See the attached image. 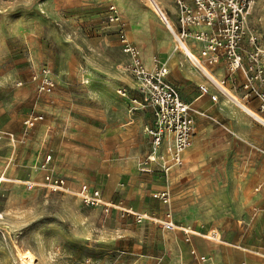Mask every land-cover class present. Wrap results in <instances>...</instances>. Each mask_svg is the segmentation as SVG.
Returning a JSON list of instances; mask_svg holds the SVG:
<instances>
[{
  "label": "rangeland",
  "instance_id": "1",
  "mask_svg": "<svg viewBox=\"0 0 264 264\" xmlns=\"http://www.w3.org/2000/svg\"><path fill=\"white\" fill-rule=\"evenodd\" d=\"M137 1L155 14L149 0ZM160 3L174 13L173 0ZM107 7L90 0H0V226L6 228L0 230V264H26L24 253L35 256L34 264H172L177 252L179 264H189L181 243L162 228L106 215L75 194L79 182H87L136 208L158 209L153 185L138 169L150 148L144 128L151 117L140 116L137 132L130 123L138 117L116 92L117 86L134 92L136 85L120 68L125 59ZM253 9L249 27L264 45V0ZM45 68L55 90L39 96L30 77ZM33 113L44 120L24 138ZM211 126L206 124L210 133ZM240 141L243 146L220 149L216 141L204 147L173 183L178 217L219 230L227 243L238 236L244 211L264 196L258 180L264 179V154L250 155ZM49 156V172L72 182L70 191L53 193L44 185L42 165ZM119 181L126 183L122 194L114 193ZM231 181L239 188L229 187ZM242 240L252 261L264 260L255 253L263 236L249 231ZM211 257L215 264H241L245 254L223 244L213 247Z\"/></svg>",
  "mask_w": 264,
  "mask_h": 264
},
{
  "label": "built area",
  "instance_id": "2",
  "mask_svg": "<svg viewBox=\"0 0 264 264\" xmlns=\"http://www.w3.org/2000/svg\"><path fill=\"white\" fill-rule=\"evenodd\" d=\"M257 1L174 0L177 11L175 21L171 20L165 11L159 10L161 13L158 12L157 15L172 33L177 50L184 52L189 62L221 93L224 94V87L210 76L208 66L218 65L220 60H224L230 75L241 70L246 80L244 89L248 91L245 98L252 95L259 98L260 112H264V91L258 87L264 85V45L261 44V38L249 27V20ZM109 12L108 22L117 25L122 52L127 57V62L120 65V68L133 77L138 91L137 97H130L125 89L119 90L118 94L128 99L132 113L147 108L153 112L154 120L144 128V132L151 139L150 151L139 163L138 169L146 174H152L157 170L163 177L168 178L172 169L183 165L184 152L192 145L195 137L193 109L188 102L180 98L178 89L167 80L169 68L155 62V68L148 70L143 63L141 49L128 39L117 8L111 6ZM195 48L199 50V56L194 53ZM30 83L36 85L39 96L51 95L55 90L54 77L47 68L34 73L30 77ZM22 85L23 83H20L19 86ZM200 91L209 94L210 87L201 85ZM211 99L218 101L215 95L211 96ZM202 115L205 116L204 113ZM253 116L264 123L260 116ZM43 120V114L33 113L24 123L26 131L24 138L30 129ZM8 136L15 143V137L12 134ZM3 137V134H0V140ZM50 161L49 156L42 165V169L47 171L44 185L53 193L70 191L65 178L49 172ZM25 184L29 190L35 188L34 182L28 181ZM123 186L121 184L120 188ZM75 194L85 206L101 208L106 215L117 211L121 217H131L139 224L152 221L168 232L178 230L183 233L185 241H190V237L196 235L204 240L221 242L215 231L204 232L174 222L169 189L152 193L153 199L168 208L162 218L148 212H138L126 206L121 200L107 199L100 189L88 184H82ZM258 214H261L264 220V209H255L254 217ZM191 255L200 264L208 260L199 256L196 250H192Z\"/></svg>",
  "mask_w": 264,
  "mask_h": 264
},
{
  "label": "crops",
  "instance_id": "3",
  "mask_svg": "<svg viewBox=\"0 0 264 264\" xmlns=\"http://www.w3.org/2000/svg\"><path fill=\"white\" fill-rule=\"evenodd\" d=\"M90 1H92L94 4H99L101 6L108 5L106 12L107 19L110 13V7L115 6L117 8L118 13L124 24L125 32L128 39L141 49V57L146 68L148 70H153L155 68V62H158L159 64L164 66L166 65L170 71L167 76V80L178 89L180 98L191 105L193 109L192 116L195 118L196 123V131L192 145L184 152L183 165L180 168L172 169L171 173L168 175V178L163 177L162 174L161 176H158L156 175V172L152 174H146L141 172L140 173L143 174L144 177L149 178L150 183L153 185L152 193L168 189L171 191L170 206L173 214V220L175 223L182 224L185 226H192L195 230H204V232L215 231L219 235L221 242L208 241L206 239L204 240L202 237L196 235H192L190 237V241H185L183 233L178 230L168 232L164 230L162 226L154 224L152 221H144L143 223H151L156 227L162 228L166 233L171 234L177 242L181 243V247L185 249L186 254L188 255L187 258L189 259V264H200L195 259H193L191 255L192 250H196L199 256L206 257L208 259L204 264H215L214 259L211 257L213 247L221 246L223 244L233 246L234 248L239 251H242L245 254V259L241 262V264H264V260H251L252 258L247 255L249 248L244 244L242 240V236L249 231L256 232L257 235L259 234V236L261 235V238L262 236L264 238V220L262 218V215L258 214V216L254 217L255 209H264V196L261 198V200H257L250 207H248L246 211H244V213L241 215L238 221V236L231 243H227L223 239V234L220 233L219 230H215L205 223L195 224L190 223L188 221L186 222L180 217H178L175 211L176 201L173 183L179 180L181 174L183 173V171H185V166L187 168V166L191 164V162L198 161V159L202 157L204 147H212L213 145L216 146V141L221 142L220 149L227 147L228 145L243 146L242 143H240V140H243L246 141V143L248 144V147L246 148L250 155L259 152L261 154H264V123L256 117L254 118L253 116L255 114L259 115L260 118L264 120V112H260L261 101L259 98L253 95L251 97L245 98L248 91L244 89L246 80L244 78L243 72L241 70H238L235 74L230 75V73L226 69V64L224 63V60H220L218 65L208 66L210 76L218 83L220 82L225 89H227L229 92L232 93V95H234L235 98H238V101L240 102L238 103V101H232L230 98H227L225 94L218 91V89L212 85L211 81H209V79L205 75H203L202 72H200L193 64L189 62L184 52L182 53L181 51L177 50L172 33L167 28L165 23H163L162 21L160 22L158 18H156L158 15L153 10L152 11L157 16L149 11L147 12L146 10L141 9L137 0ZM158 1L160 2V0ZM159 2L158 4H161ZM173 5L174 13L169 11L171 14L170 16L168 15V11H166V13L171 20L175 21L177 11L174 4V0ZM160 6L162 7V5ZM166 6L169 7V5ZM150 22H153L156 25L158 32H156L151 27L152 25L150 24ZM109 25L113 30V33L118 42L120 52L122 53L126 63L127 57L122 52V47L118 34V27L116 24L112 23H109ZM245 48L249 51L247 47ZM195 52L199 54V50L196 48L194 49V53ZM126 74L130 76V79H132L134 81V84L136 85V82L133 77L128 73ZM114 78L116 79V81H119V79H123L121 75H115ZM201 85H208L210 87L209 94H203L200 91ZM258 87L260 90L264 91V85H259ZM121 89H125L130 97L138 96L137 85L134 89V92L131 89L129 90L125 87L117 86V94L118 91ZM213 95L217 96L218 101L215 102L211 99V96ZM119 96L124 101L129 114L138 117L130 123L131 125L136 124L134 128L137 132H140V116L148 113L151 119L150 121H148L147 124H145V126L152 123V120H154V118L151 109L147 108L132 113L129 109L128 99L122 97L121 95ZM202 113H204L205 116H201ZM206 124H211L214 126L221 125V127L218 129H214V126H211L212 133H210L209 130L206 129ZM146 136L148 135L146 134ZM149 151L150 148L147 154L149 153ZM258 180L262 185L264 179L259 178ZM67 183L69 188H71L70 184L72 182L67 181ZM79 184L80 185L77 190L82 184L89 185V183L87 182H79ZM121 184L124 185L122 188H120ZM261 185H259L260 187L256 188V192L260 193L262 187ZM229 187L238 189L239 185L236 181H231L229 182ZM125 189L126 183L124 181H119L114 187V193L122 194ZM103 195L107 199L121 200L115 198L114 195H109L105 192H103ZM121 201H123L126 206L132 207L138 212H148L156 215V217L159 218H162L168 209L166 206H163L158 200L155 199H153V201L157 203V210L136 208L133 205L126 203L124 200ZM112 213L120 215V213L117 211H113ZM125 218H129L134 221V219L131 217ZM200 243L204 245L205 250H201L199 246ZM256 246H258L257 248L259 250L255 253L257 254V256L259 255L264 259V240L262 243H258ZM172 259V264H179V253L177 252Z\"/></svg>",
  "mask_w": 264,
  "mask_h": 264
},
{
  "label": "bare ground",
  "instance_id": "4",
  "mask_svg": "<svg viewBox=\"0 0 264 264\" xmlns=\"http://www.w3.org/2000/svg\"><path fill=\"white\" fill-rule=\"evenodd\" d=\"M158 0H149V3H150V5H151V7H152V10L155 12V13H157L158 14V12L159 13H161L159 10H162V7L160 6L161 4H158ZM160 3V2H159ZM163 11V10H162ZM164 12V11H163ZM220 83V82H219ZM221 84V83H220ZM223 91H225L224 92V94L226 95V97L227 98H230L232 101H236L237 102V100H239L238 98H235L234 97V95H232V93L231 92H229L227 89H225L224 88V90ZM245 111V110H244ZM256 115V114H255ZM257 116H259V115H257ZM7 218V217H6ZM0 219L1 220H3V221H5V217L3 216V214L2 215H0ZM3 223H5V222H3ZM5 227H4V229L0 226V230H3V231H5ZM23 256H24V258H25V260L26 261H24V263H26V264H34L35 263V256L34 255H32L31 253H24V254H22ZM21 255V256H22Z\"/></svg>",
  "mask_w": 264,
  "mask_h": 264
}]
</instances>
